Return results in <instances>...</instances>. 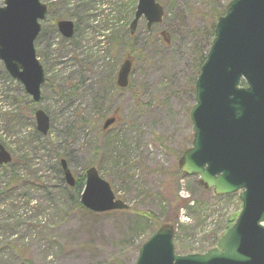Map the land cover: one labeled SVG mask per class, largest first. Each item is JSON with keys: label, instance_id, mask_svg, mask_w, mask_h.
<instances>
[{"label": "rangeland", "instance_id": "1", "mask_svg": "<svg viewBox=\"0 0 264 264\" xmlns=\"http://www.w3.org/2000/svg\"><path fill=\"white\" fill-rule=\"evenodd\" d=\"M137 1L41 0L52 8L35 42L46 74L39 103L0 65V140L16 168L25 154L34 156L28 146L37 132L34 112L43 109L52 128L40 156L49 153L52 164L63 156L75 177L96 167L130 207L98 214L79 208L37 157L32 170L20 169L16 190L1 194L8 177L0 168V264H135L141 246L163 227L176 229L179 254L199 253L241 210L237 193L217 195L180 165L194 137L196 60L210 48L212 10L223 13L231 0H158L163 23L148 34L142 20L133 52L129 26ZM60 19L75 23L72 39L59 33ZM130 53L133 87L117 92V73ZM114 116L118 123L103 132L105 119ZM32 174L43 177L38 185L49 186V198Z\"/></svg>", "mask_w": 264, "mask_h": 264}, {"label": "water", "instance_id": "2", "mask_svg": "<svg viewBox=\"0 0 264 264\" xmlns=\"http://www.w3.org/2000/svg\"><path fill=\"white\" fill-rule=\"evenodd\" d=\"M47 14L40 0H5L0 6V60L20 80L34 101L41 98L44 71L34 42L39 21ZM144 17L148 30L164 18L156 0H139L130 25L136 32ZM66 37L74 35L70 21L58 23ZM213 46L196 84V105L191 113L194 141L181 159V170L198 176L217 195L240 192L242 211L217 247L203 255H176L174 231L162 228L140 249L136 264H264V0H232L217 23ZM132 62L121 66L117 83L126 88ZM244 80L246 87H241ZM38 130L47 135L49 117L36 112ZM115 122L108 119L107 129ZM11 162L0 144V165ZM70 187L75 179L61 161ZM81 204L95 213L127 210L110 184L93 167L87 170Z\"/></svg>", "mask_w": 264, "mask_h": 264}, {"label": "trees", "instance_id": "3", "mask_svg": "<svg viewBox=\"0 0 264 264\" xmlns=\"http://www.w3.org/2000/svg\"><path fill=\"white\" fill-rule=\"evenodd\" d=\"M223 13H224V11H223ZM221 15H223L222 13H218L217 11H216V9H213L212 10V16H213V23H212V26H211V31H210V33H209V35H210V37H211V40L209 41V46L208 47H210L211 45H212V40H213V38H214V32H215V27H216V21H217V19L221 16ZM136 46H137V49H138V52H142L143 50H142V48H140V46H138L137 45V43H136ZM207 50H205L204 51V55H199L198 57H199V59H197L196 60V66H197V77H198V75H199V72H200V68H201V66H202V64L204 63V61H205V59H206V54L208 53V51H209V49L210 48H206ZM194 52H195V50H194ZM197 53V52H196ZM197 77H196V79H195V82H196V80H197ZM245 85V84H244ZM36 135V137H37V139L39 140V141H41L42 140V137L41 136H39L37 133L35 134ZM41 138V139H40ZM33 143H35V141H33ZM34 149H35V151H34V156L32 157V155H25V161H24V163L26 162L27 163V166H29V165H31V162H32V160L34 159V158H36V157H38V156H40V154H41V151H42V149H39V147H33ZM27 158H31V160H27ZM42 164H50V161L48 160V158L46 157V156H44V157H42ZM47 166H50V165H47ZM51 167H52V169H54V172H56V174H58L59 176H61V169L59 168V166H58V163H56L55 165H51ZM11 170L9 171V173H10V175H9V179H8V182H7V185H6V187H5V190H3V193H1V194H5L6 192L8 193L10 190H11V188L12 187H15V190H16V187H17V185H18V183L20 182V180H21V176H17V175H15V173L14 172H17V169H16V167L14 166V165H12L11 166ZM39 182H42V180H43V178L42 177H40V178H38L37 179ZM84 182H85V176L84 175H82V176H80L78 179H77V183H76V187L74 188V189H69L67 186H65V184H64V182H63V180L61 179V190H63L66 194H68L69 196H70V198L72 199V201L79 207V208H81V205L79 204V202H78V200H79V197H80V194L82 193V190H83V188H84ZM39 186V188H41V189H44V191H45V193H46V195L48 196V198H49V196H51V193H50V188H49V186L47 185L46 187H44L43 186V184H40V185H38ZM183 208V207H182ZM175 218H176V220H174L173 221V224L174 225H178V215L177 216H175ZM234 223V221L230 224V225H228V227H226L225 228V232L232 226V224ZM222 237V236H221ZM219 235H216V236H214L213 238H212V241L209 243V250L211 249V248H213L214 246H216V244L219 242V240H220V238H221ZM206 251H208V250H203V251H201V252H199V253H204V252H206ZM194 253V252H193Z\"/></svg>", "mask_w": 264, "mask_h": 264}]
</instances>
